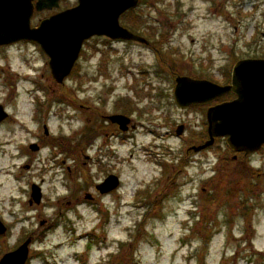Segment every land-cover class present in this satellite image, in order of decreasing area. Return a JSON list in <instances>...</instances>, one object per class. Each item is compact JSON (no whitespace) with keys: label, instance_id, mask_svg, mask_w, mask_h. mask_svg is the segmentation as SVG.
Returning a JSON list of instances; mask_svg holds the SVG:
<instances>
[{"label":"rangeland","instance_id":"374dc122","mask_svg":"<svg viewBox=\"0 0 264 264\" xmlns=\"http://www.w3.org/2000/svg\"><path fill=\"white\" fill-rule=\"evenodd\" d=\"M47 16L38 14L31 25ZM137 18L144 25L134 24ZM119 24L157 50L134 42L98 45L108 79L97 73L98 85L87 89L106 108L94 100L93 107L112 112V99L102 89L114 83L117 96L126 85L132 120L140 124L132 125L124 145L115 141L110 166L120 191L95 211L82 208L54 218V229L36 235L27 264H264V152L240 163L219 139L209 153L179 164L186 145L198 147L207 124L197 109H178L172 86L178 75L222 81L236 62L264 60V0H139ZM3 47L0 103L11 117L0 129V214L8 219L25 210L29 174L22 167L41 166L49 153L28 150L37 126L27 104L28 83L41 77L45 60L30 44ZM64 91L76 100L70 86L56 92ZM67 104L62 113L68 120L50 125L74 142L79 122L92 116ZM181 123L191 137L186 142L174 138ZM20 236L0 237V258L16 248Z\"/></svg>","mask_w":264,"mask_h":264},{"label":"flooded vegetation","instance_id":"af4514ba","mask_svg":"<svg viewBox=\"0 0 264 264\" xmlns=\"http://www.w3.org/2000/svg\"><path fill=\"white\" fill-rule=\"evenodd\" d=\"M36 2L37 0H34L33 4L35 5ZM64 2L65 0H59L57 7L52 10H44L39 13L35 11L31 21L33 22L34 18L40 13H46L48 15L47 18H49L74 8L77 5L76 0L72 5L63 7L62 5ZM45 19L39 20L36 25H31V27H36ZM140 24L144 25V23L142 24V21H140ZM100 42L113 44L133 41L113 40L106 36H93L83 41L80 46L77 60L75 61L69 75H67L61 83L56 82L52 77L49 66V57L41 50L39 44L30 41L15 43L32 45L45 60L41 77L36 81L28 83L31 89L28 93L29 103L27 104L28 106L33 107L31 120L37 123V126L34 128L35 141L29 143L28 150L32 154L41 153L43 150H46L49 153V156L46 162L41 166H33L31 162L22 167V169L26 170L29 174L25 190L27 192V197L24 205H22L25 209L23 215L12 213V216L10 215V218L7 219L0 214V222L5 228V235L11 233H18L21 235L16 243V248L23 244L25 240H30L29 256H31L30 250H32L31 246L36 240V235H42L50 229L55 228L56 224L54 218L68 217V213L72 212V210L82 208L97 209V207L100 206L99 204L103 203L105 198L120 191V178L115 175V170L110 166V158L114 159L115 157V141L118 140L120 145H124V143L128 142L131 139L132 125L135 123V125H137L138 122H133L132 120V103L130 100H127V95L125 94L126 85L121 90L122 92H119L117 96L114 83L113 85L105 86L102 89V92L105 95L104 98L112 99V112L100 113L99 110L93 107V100L96 102L95 104H98L103 100L100 98L101 96H98V98L90 96L87 88L95 84L98 85L96 77L97 73H101L102 77L108 79V76L104 74L108 68L105 65L106 57L100 52L98 47ZM92 44H96L97 46ZM141 45L153 47L148 40L147 43ZM153 49L155 50L154 47ZM155 51L157 52V50ZM99 53L102 55L101 60L97 57L99 56ZM94 59L98 60L95 67L92 66V61ZM85 60H87L86 63L88 65L86 66L84 64V67H81V62ZM45 72L47 74H45ZM177 77H185L193 81L211 82L220 86L229 85L231 81V73L230 75L223 77L222 81L198 79L193 75H178ZM176 78L172 83L173 97ZM66 86H70L75 92L76 100L69 101V99L66 98L65 91L63 93L56 92L57 90H61V88L64 90ZM234 99H236V95L229 92L213 101L197 103L185 108H180L178 105L176 106L179 110L185 112L191 111L194 108L197 109V111L201 113L202 125L204 126V124H207L206 113L208 109L222 103L231 102ZM67 103H71L69 105L73 107L74 111L78 114L84 115V111L86 110L85 112H88V116H92L87 118L84 122H79L81 125L76 130L74 142L67 137L62 129H58L57 127L53 129L50 125L52 122L51 120L59 123H61V119L64 122L68 120V118L65 117V114L62 113V108L68 106ZM84 103H86V105ZM102 105L103 109H105L106 105L104 101L102 102ZM0 107L2 108V113L6 116L5 119L0 121L1 129V127L10 120L11 115L3 102L0 103ZM114 116H123L131 120L126 131H122L116 123L111 121V118ZM203 121H206V123ZM179 127L183 128L182 133L177 135L175 130L176 137L174 138L178 141L181 140L186 142V138H191L188 137L189 135L186 124L181 123ZM193 133L195 135V132ZM168 138L169 137H166L165 139ZM198 139V147L186 145L187 147L184 152H182L180 158H178V161L180 162L179 164L184 165L187 160L191 162L195 155L209 153L212 146L198 151L195 150L208 142L209 137L207 130L205 133L200 134ZM163 140L164 139H162V141ZM217 140L219 139H215V142ZM226 149L228 150L231 159L235 161L238 160L240 163L244 160L250 159L252 156L254 157L264 152V146L261 147L258 152L253 154H246L244 152L237 153L228 147ZM145 153L147 156L151 155H149L148 152ZM110 176H116L119 179V186L114 190L108 191L101 185ZM34 193L39 195V203H36L32 198ZM47 210L51 211V218L47 215ZM103 211L104 210H102V212ZM15 249L11 251H14ZM5 253H3V255Z\"/></svg>","mask_w":264,"mask_h":264},{"label":"water","instance_id":"95a60500","mask_svg":"<svg viewBox=\"0 0 264 264\" xmlns=\"http://www.w3.org/2000/svg\"><path fill=\"white\" fill-rule=\"evenodd\" d=\"M0 0V47L20 41L35 42L49 57L52 77L61 83L69 75L77 60L83 41L93 36L113 40L147 41L119 24V17L138 6L139 0H77V6L41 21L31 27L34 11L42 12L57 7L59 0ZM229 92L236 95L231 102L208 109L206 113L209 140L196 151L210 147L216 138H226L234 152L253 154L264 146V60L246 59L235 63L229 85L219 86L206 81L176 78L174 100L180 108L213 101ZM0 107V121L5 119ZM122 131L130 122L123 116L111 118ZM179 127L176 134L180 135ZM111 191L119 186L116 176L108 177L101 185ZM34 191V189H33ZM37 194V193H36ZM32 198L39 203V195ZM37 197V198H36ZM5 228L0 222V236ZM30 240L16 250L6 253L0 264H26Z\"/></svg>","mask_w":264,"mask_h":264},{"label":"trees","instance_id":"16d2710c","mask_svg":"<svg viewBox=\"0 0 264 264\" xmlns=\"http://www.w3.org/2000/svg\"><path fill=\"white\" fill-rule=\"evenodd\" d=\"M133 22L134 24H140L139 18L135 19Z\"/></svg>","mask_w":264,"mask_h":264}]
</instances>
